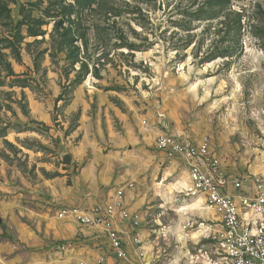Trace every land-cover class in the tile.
Wrapping results in <instances>:
<instances>
[{
    "label": "rangeland",
    "instance_id": "374dc122",
    "mask_svg": "<svg viewBox=\"0 0 264 264\" xmlns=\"http://www.w3.org/2000/svg\"><path fill=\"white\" fill-rule=\"evenodd\" d=\"M160 135L205 141L226 178L264 173V0H0V264L74 254L53 249L82 228L60 216L72 177L118 136L135 165L159 153L127 192L146 264H211L218 216Z\"/></svg>",
    "mask_w": 264,
    "mask_h": 264
},
{
    "label": "built area",
    "instance_id": "2783aa9c",
    "mask_svg": "<svg viewBox=\"0 0 264 264\" xmlns=\"http://www.w3.org/2000/svg\"><path fill=\"white\" fill-rule=\"evenodd\" d=\"M157 146L184 160L191 182L190 192L201 195L219 217L221 227L213 235L215 257L210 263L264 264V173L248 176L246 181L226 178L205 141L195 143L160 135ZM132 187L133 183L119 187L105 205L66 208L60 216L68 215L82 226L101 229L118 259L127 264H146L141 230L144 216L139 211H131L124 199L126 188ZM122 222H129L132 228L133 260L119 229ZM56 248L70 251L74 243H59ZM79 264L89 263L80 261ZM97 264H107L104 256L98 258Z\"/></svg>",
    "mask_w": 264,
    "mask_h": 264
},
{
    "label": "crops",
    "instance_id": "0c3cea01",
    "mask_svg": "<svg viewBox=\"0 0 264 264\" xmlns=\"http://www.w3.org/2000/svg\"><path fill=\"white\" fill-rule=\"evenodd\" d=\"M118 138L117 143L119 148L116 151L105 157L102 155L94 157L87 163V165L82 167L80 173L72 177L74 186L69 189L70 194L66 197V203L77 205L82 208H91L94 205H105L111 200L112 196L115 195V192L119 187L128 183H133L135 186L134 180H147L146 168L141 165L143 158H145L144 161H149L153 168L156 170L158 169L159 153L157 151L154 153L148 150L147 146H144L143 148L139 147L137 153L141 154L139 157L140 162L138 165H135L133 163H135L136 160L131 158L132 156L125 152V148L126 146L129 147L131 140L124 136H118ZM150 143L154 144L155 141H150ZM84 156V154L77 153L73 158L70 155L71 161L65 163L71 165L72 162L74 163L75 160H78V158H84ZM181 161L185 164L183 159H181ZM129 190L131 189L126 188L124 196L125 204L131 211H139L144 216V211L141 208L144 199L136 198L134 203H131L130 199L127 197V192ZM72 219L78 223L74 218ZM64 226L67 227L64 228V232H60L54 237L56 239L74 237L70 240L74 243V248L70 250V253L74 254H69L63 260L56 261L55 264H79L80 261H86L89 264H97V260L100 256H104L107 264H127L113 255L109 243L104 244V247L97 246L100 239H105V243L108 242L101 229L82 225H80L82 228L77 229L76 225L73 228V223L64 224ZM219 227H221V224H219ZM119 229L129 252L130 250L128 248L130 247L128 244L133 248L131 241H128V233L132 232L131 225L129 222H122L119 225ZM84 247L88 248L86 252L82 251ZM106 248L108 249L105 250ZM53 249L56 250V246ZM130 256L133 260L134 255L132 256L130 254Z\"/></svg>",
    "mask_w": 264,
    "mask_h": 264
},
{
    "label": "water",
    "instance_id": "95a60500",
    "mask_svg": "<svg viewBox=\"0 0 264 264\" xmlns=\"http://www.w3.org/2000/svg\"><path fill=\"white\" fill-rule=\"evenodd\" d=\"M63 160L64 162H70L71 161V157L70 155L66 154L64 157H63ZM2 222V219L0 218V223Z\"/></svg>",
    "mask_w": 264,
    "mask_h": 264
}]
</instances>
